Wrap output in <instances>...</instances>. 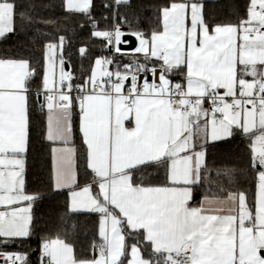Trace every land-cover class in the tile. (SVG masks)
Instances as JSON below:
<instances>
[{
    "label": "snow or ice",
    "instance_id": "6c2138e0",
    "mask_svg": "<svg viewBox=\"0 0 264 264\" xmlns=\"http://www.w3.org/2000/svg\"><path fill=\"white\" fill-rule=\"evenodd\" d=\"M208 2L104 0L97 20L93 0H62L91 24L79 76L63 35L42 62L0 55V264H264V0L228 21ZM33 8L0 0V41L30 30ZM34 134L51 167L30 191ZM235 138L244 162L210 165ZM53 195L63 211L41 233L34 208Z\"/></svg>",
    "mask_w": 264,
    "mask_h": 264
},
{
    "label": "trees",
    "instance_id": "16d2710c",
    "mask_svg": "<svg viewBox=\"0 0 264 264\" xmlns=\"http://www.w3.org/2000/svg\"><path fill=\"white\" fill-rule=\"evenodd\" d=\"M93 15L100 19L101 16H108L109 10L104 8V0H93ZM141 0H133V4L140 3ZM144 3L150 0H143ZM247 0H216L215 3L209 1L206 7L207 15L210 19L216 21L234 20L237 15H242ZM28 4L34 5L30 10L36 17V23L27 32L19 30L15 35L0 41V55H10L14 58H26L35 63L37 60L42 62L43 44L50 40L57 39L63 35L66 39L65 53L68 60V67L77 76L81 75L84 69L89 66V60L79 55V48L88 46L91 41V25L86 23L83 17L71 15L62 7V0H17V11L27 10ZM145 12V15H150ZM45 21H50L46 23ZM20 20L17 17V25ZM81 25H84L81 27ZM101 27L104 24L101 23ZM146 26V25H144ZM93 57L101 54H107L103 49L92 46L90 48ZM38 83V81H37ZM244 145L240 138H235L231 142H221L216 147L210 148L208 160L210 165L215 162L219 165L224 161H232L236 164L244 162ZM51 167L48 148L45 143L33 135L32 145L27 158V181L30 191H35L43 186L42 181L46 182ZM203 189H197L196 193L201 197ZM64 196L53 195L39 202L34 208L38 230L52 232L56 227V218L63 211ZM81 225L92 227L91 221L94 217L81 215L75 218ZM91 239V232H81L75 238V244L78 254L87 248ZM37 241L34 238L31 247L35 249ZM16 250L14 247L9 249ZM36 253L33 252L31 259L35 260Z\"/></svg>",
    "mask_w": 264,
    "mask_h": 264
},
{
    "label": "crops",
    "instance_id": "0c3cea01",
    "mask_svg": "<svg viewBox=\"0 0 264 264\" xmlns=\"http://www.w3.org/2000/svg\"><path fill=\"white\" fill-rule=\"evenodd\" d=\"M209 1H212V0H209ZM68 70H69V68H68ZM50 161H51V159H50ZM200 199H201V197H199L197 195V193H195V195H194V203H199Z\"/></svg>",
    "mask_w": 264,
    "mask_h": 264
},
{
    "label": "water",
    "instance_id": "95a60500",
    "mask_svg": "<svg viewBox=\"0 0 264 264\" xmlns=\"http://www.w3.org/2000/svg\"><path fill=\"white\" fill-rule=\"evenodd\" d=\"M68 68H69V67H68V64H66V70H68Z\"/></svg>",
    "mask_w": 264,
    "mask_h": 264
},
{
    "label": "built area",
    "instance_id": "2783aa9c",
    "mask_svg": "<svg viewBox=\"0 0 264 264\" xmlns=\"http://www.w3.org/2000/svg\"><path fill=\"white\" fill-rule=\"evenodd\" d=\"M91 25V24H90Z\"/></svg>",
    "mask_w": 264,
    "mask_h": 264
}]
</instances>
